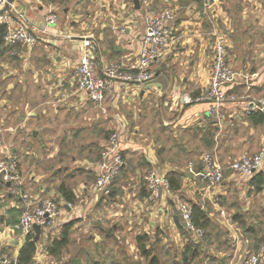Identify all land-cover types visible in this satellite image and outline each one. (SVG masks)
Listing matches in <instances>:
<instances>
[{
	"label": "crops",
	"instance_id": "0c3cea01",
	"mask_svg": "<svg viewBox=\"0 0 264 264\" xmlns=\"http://www.w3.org/2000/svg\"><path fill=\"white\" fill-rule=\"evenodd\" d=\"M203 3V0H149L146 3L138 0L137 3L134 0H13V15L23 16L25 25L37 41L33 46L0 44V134H4V140L1 135L0 158L5 154L14 155L24 189L36 199L55 200L60 207L54 230L52 227L33 229L37 233V242L32 264H58V260H65L66 255L82 263L80 256L86 255L81 249L84 250L86 244L96 243L99 233L103 234V239L107 235L115 245L121 241L129 243L114 222L122 216L127 217L129 210L143 224V231L132 237L137 251L136 236L146 234L147 243L159 244L156 235L162 237L161 233H164L168 236L166 229L170 232L175 228L178 237L182 221L172 196L161 193L154 200L143 183V175L151 169L153 158L166 166V178L170 172L179 176L180 188L170 189L169 193L187 188L180 198L190 207L201 210L214 228L218 226L213 217L218 219L224 214L225 205L230 209L229 219L234 224L237 223L236 214L248 212L247 208L229 201L227 191L216 192L215 188H210L213 196L200 203L188 186L195 184L206 190L211 186L200 176V158L209 149L217 148L218 134L223 144L220 155L213 159L222 166L239 158L250 146L240 134L241 121L249 132L264 129V118L260 114L244 113L248 99H264V2L208 0L207 7ZM146 10L172 14L167 23L170 41L163 52V60L167 63L160 58L151 65L154 73L151 83L119 84L103 102L104 115L77 89L73 77L75 68L70 65L79 61L86 49L84 41L91 43L90 50L99 68L105 63L125 65V61L127 66L133 65L137 56L132 53L141 48ZM50 12L56 15V22L47 25L45 18ZM79 37L83 39H77ZM216 37L223 39L226 61L238 74L226 87L227 94L234 97L228 103L233 104L236 116L225 115L228 123L223 132L221 121L207 115V104L196 100L209 85L208 67L212 65L210 57ZM66 44H70L71 51L67 50ZM77 45L81 47L77 49ZM178 50L195 58L187 59L186 64L177 61ZM197 51L202 54L197 56ZM66 63L69 66L60 72L58 66ZM181 71L187 74L179 75ZM193 71L195 81L190 79ZM177 75L181 86L186 90L192 87V99L188 103L177 104V97L170 95L176 87L174 77ZM157 88L160 90L159 106L168 110L169 119H163L161 112L149 111L150 98ZM110 96L112 99H108ZM132 97L140 102L144 111L135 112V119L125 124V132H121L117 120L119 108ZM226 108L227 104H224L222 110ZM200 117L205 119V124H201ZM112 132L118 133L124 166L113 183L111 195L104 197L93 192L91 186L100 152ZM225 133L229 139L224 138ZM240 144L244 145L242 149L238 147ZM234 148L238 150L232 151ZM252 151L253 154L258 152L255 147ZM182 158L197 163L190 169L170 166L171 162ZM223 168L224 179L216 186L230 190L240 179L247 197L252 196V180L256 173L264 175V167L247 177ZM77 188H80L79 192ZM63 192L71 194L72 201H66ZM88 201H92L91 208L83 211ZM20 209L10 185L0 183V251L14 258L18 257L24 244L17 232L10 231L18 221ZM132 219L124 220L122 230L131 231ZM154 219L157 222L149 231V223ZM125 224L129 228L126 229ZM65 229L68 234L65 247L71 242L75 247L73 252L66 253L64 247L56 256L50 255L49 247L60 240ZM6 236L16 239L9 244L5 242ZM95 243L92 252L86 250L90 264L98 261L92 258L98 249ZM153 255L157 257V254ZM131 256L136 261L143 259L139 252ZM118 258L123 262L121 257Z\"/></svg>",
	"mask_w": 264,
	"mask_h": 264
},
{
	"label": "built area",
	"instance_id": "2783aa9c",
	"mask_svg": "<svg viewBox=\"0 0 264 264\" xmlns=\"http://www.w3.org/2000/svg\"><path fill=\"white\" fill-rule=\"evenodd\" d=\"M138 1L141 3H146L149 0ZM203 1L204 7H207L208 0ZM6 4H8V0H6V2H4V0H0V5H2L0 6V10ZM8 5V10L0 14V24L5 25L3 42L7 46L14 47L19 44L33 46L37 41L36 37L25 25L24 18L21 14H17L16 16L13 15L11 11V9L13 8L12 3ZM171 19L172 14L169 11L152 13L149 10H146L145 12V31L141 38V50L147 54H150L154 50L158 53L157 55L152 57V61L143 69V75L146 76L147 79H137V77L141 75L140 68L133 67L132 65L125 66L124 64H121L119 62L110 63L109 65L117 63L120 64V72L122 73V75H107L104 71V66H101L99 68L95 57L91 52L92 50H90L92 48L91 43L89 41H84V46L86 47V49H84L81 55L84 53L88 54L84 55V59L82 61H80L79 58V63L75 67L73 76L77 89L83 92L90 100V102H92V104L98 106L100 101L104 102L105 98L109 94H111L119 84L143 83L152 80L154 77V73L151 70V65L161 58L159 53L164 52L170 41V31L168 29L167 23ZM45 22L47 25L54 24L56 22V15L51 12L48 13L45 18ZM213 49L215 50L216 54L223 53L222 56H219V63L221 65L217 70L219 75H217L215 80H213L210 74L208 88L200 97L196 98V100L205 102L207 104V115L215 121H220L216 117L217 115L222 114L221 110L224 104L220 105V107L217 108L216 112L214 113L212 110V106L215 103L216 96L215 94L209 96L208 93L212 92L213 87L218 85L220 91H222L223 93V97L227 98V101L230 99L234 100L233 96H229L227 94L226 87L235 80L238 74L229 66L226 61L225 44L221 37L215 38ZM85 65L88 66L87 72L83 71ZM211 67H215L213 61ZM149 73H151V75H149ZM129 75L132 76V79L126 78ZM224 75H229V79L227 81L223 80ZM97 96L100 97V101L97 100ZM255 112L264 114V99H248L245 102L244 113L246 115H249ZM203 156L204 154L201 156V158ZM258 156H260L259 152L254 154L253 158L249 160L247 175H245L243 171H238L237 167H235V165H243V160L240 157L230 162L233 167H227L226 169L241 176H251L255 172L263 169L262 164H264V161H262L261 164H257L256 162V157ZM201 158V178L207 181L210 185H217V176L213 174V170H218L224 177L225 168L219 165L218 162H216V160H214L213 158H211L209 162H204ZM123 164L124 163L121 156L118 133L112 132L107 137L106 147L103 148L100 152V156L97 162L96 176L91 186L92 191L100 196H109L114 179L118 175ZM149 174L150 170L145 172V174L143 175V181L145 189L149 193L150 198L155 200L161 195V193L170 192L169 182L165 176L164 177L168 185L167 189L161 188L159 191H156L152 187V180L155 179V176L152 177V180H149ZM102 181V188L99 191H96V185L101 184ZM221 181H219V183ZM0 182L10 185L11 194L15 198H17L20 203L21 209L19 218L18 221L10 228L11 232H17L20 236L25 238L33 232V226L37 225L40 229L48 228L60 214V207L55 200L36 199L24 189L22 176L18 166V160L14 155L5 154L2 158H0ZM179 215L185 229L193 232L196 237H202L203 231L200 228L195 227L192 223V210L189 205L188 209L184 211L183 214H181V212L179 211ZM24 225H27L26 231L24 229ZM197 229H199L200 231H197ZM253 257L256 258V256H250L246 261L247 264H252ZM5 261H7V264H16V258L9 256L6 252L0 251V264H4ZM256 262L257 258L255 259V263Z\"/></svg>",
	"mask_w": 264,
	"mask_h": 264
},
{
	"label": "clouds",
	"instance_id": "9594fccd",
	"mask_svg": "<svg viewBox=\"0 0 264 264\" xmlns=\"http://www.w3.org/2000/svg\"><path fill=\"white\" fill-rule=\"evenodd\" d=\"M4 2H6V0H4ZM2 6V5H0ZM64 35H67L66 33ZM187 35V33H186ZM131 39V37L129 38ZM146 46V45H145ZM81 46L77 45L76 48L79 49ZM144 47V46H142ZM170 47V46H169ZM195 47V46H193ZM66 48L67 50L71 51L72 48L70 46V44H66ZM88 53H84L80 56V61H82L84 59V55H86ZM157 51H153L150 54L145 53L144 51L141 50V48H137L132 55L133 56H137V60L136 63L134 65H132L133 67H138L141 69V75L137 77V79L143 80V79H147L146 76L143 75V69L152 61V57L157 55ZM165 53H159V55L161 56V61H163L164 63H167V61L163 60V56ZM202 53H200L199 51H197V56L201 55ZM223 53H219L216 54L215 50H212V55L210 57V59L213 61V63L215 64V67H208V73L211 74V78L213 80H215L216 76L219 75L218 73V69L220 68V63H219V56H222ZM195 57H191V56H187L184 53L179 52V50L177 51V56H176V60L177 61H184V63L186 64L187 59H194ZM77 63H79V61L76 62H72L71 63V67L75 68L77 66ZM125 66H127V61L124 62ZM69 66L68 63H66L63 66H58L59 71L63 72L65 70V68H67ZM83 71L87 72L88 71V66L85 65V67L83 68ZM104 71L106 72L107 75H116V76H121L122 73L120 72V64H104ZM187 72L181 71L179 73V75H186ZM149 75H151V73H149ZM179 75L175 76L174 79L177 81L176 87L175 89L171 90L170 95L176 96L177 97V104H184V103H188L191 101V96H190V92L192 90V87L189 86L188 89L186 90L183 86H181L179 84ZM127 79H132V76L129 75L126 77ZM190 79L192 80H196V73L195 71H193ZM229 79V75H224L223 76V80L227 81ZM163 82V81H161ZM198 86V84L196 85ZM159 88H157L154 92L152 97L150 98V103H151V108L149 109V111L155 113V112H161L162 113V118L163 119H169V113L167 109H162L159 106ZM206 91V89H205ZM213 94H215L216 99H215V103L212 106V110L215 113L216 109L220 107V105L222 104H227V108L222 110L221 115H217V119L221 121V131H224V125H226L228 122L224 119L225 115H232V116H236V109L234 108L233 104L228 103L227 98L223 97V93L222 91H220L219 86H215L213 87L212 92L208 93L209 96H212ZM118 95V94H117ZM108 99H112V97L110 96ZM97 100L100 101V97L97 96ZM104 103L103 101H100V103L98 104V108L100 110V112L104 115H106V113H103V108H104ZM143 109L140 107V102L137 101L134 97L131 98V100H126L122 105H120L119 108V113L117 115V120L119 121V127H120V131L121 132H125V128L124 125L128 124L129 122L133 121L135 119L134 113L135 112H141L143 113ZM172 116L175 115V113L171 114ZM197 116H199V112L197 111L196 113ZM125 116L128 117L127 120H125ZM159 119V118H157ZM200 122L201 124H205L206 121L203 117H200ZM240 134L245 137V141L247 143H249V147L247 149L246 152H242L240 155V158L243 160V165H235V167H237L238 171H243L245 173V175H247V168L249 166V160L253 158V147H255L256 151H258L260 153V156L256 157V162L257 164H261L262 161H264V129L261 130H252L251 132L248 131V129L246 127L243 126V121H241V132ZM218 134V139H217V148H211L209 149L207 152H205L204 156L201 158L204 162H209L211 158L219 156L220 152L219 149L222 146L223 142L222 140L219 138ZM225 139H229V136L227 133H225L224 136ZM173 143H175V141H173ZM189 146H193L191 144V142L189 143ZM239 149H242L244 147L243 144H240ZM169 148H172V145H169ZM173 151H175V149H172ZM198 151L202 150V149H197ZM238 149L234 148L232 149V151H237ZM225 154H227L225 152ZM231 160V157H229V161ZM197 161L195 160H191L188 158H182L178 161L175 162H171L170 166L173 167H181L184 169H190L193 167L194 164H196ZM110 166V165H109ZM262 166H264V164H262ZM222 167H233V165H231L230 163L228 165H222ZM166 170V166L164 164H162L160 161H157L155 158H153V163H152V167L150 169V174L148 176L149 180H152V177L155 176V179L152 180V187L156 190L159 191L161 188L167 189L168 185L166 183L165 177H164V172ZM213 174L217 176V184L219 183V181H221L223 179V176L220 174V172L218 170H213ZM133 180H135V177H133ZM102 184H98L96 185V191H99L102 188ZM188 187H190L191 192L194 193L196 195V199L198 202L203 203L204 200L207 199H211V197L213 196V192L210 190V188H215L216 192H221V191H227V198L229 201H233L236 202L239 207L241 208H247L248 213H251L253 211H259L260 209V205L252 198H249L247 196L244 195L245 189L244 187L241 186L240 183V179H237V183L234 186L230 187V190H228L227 188L222 189L220 187H217L216 184H213L211 186H209V189L206 190L205 188H203L202 186H197L195 184H190ZM80 188H83V185L80 186ZM80 188H77L76 190L79 192ZM187 191V188L182 190V192ZM182 192H172V193H166L168 195H171L173 200L175 201V210L180 211L181 214H183L184 211H186L188 209V205L185 204L183 202V200L180 198L182 195ZM264 199V198H262ZM83 203V201H81ZM91 203L92 201H88L86 204V207L83 209V211H88V209L91 208ZM223 211H228L230 214V209L228 208L227 205H225V208L222 209ZM128 217H133L132 221H131V225H132V229L131 231L128 233V235H133L136 232H140L143 231V224L140 223L139 217H135L134 213L132 212V210H129L127 217L122 216L120 217V222L123 223V221L125 219H127ZM157 221L154 219L153 221H151L149 223L148 229L149 231L152 230V225L154 223H156ZM57 223V221H53L52 225H50V227L55 228V224ZM138 225V226H137ZM124 227L127 229L129 228V225L125 224ZM190 228V226H189ZM24 229L25 231L27 230V225H24ZM186 231V236L181 238L180 242H183L185 239H192V238H197V239H201L202 237H195V234L191 231H188L187 229ZM197 231H200L199 229H197ZM166 234L168 235V242H165V244L163 245L164 247L170 246V243L175 237H176V230L175 228H173L170 232L166 229ZM238 237L240 236L239 233L236 234ZM12 239H16V237H5V242L6 243H11ZM241 242L243 243V238L240 237ZM95 243V241L93 242ZM255 257H253L252 259V264H255ZM4 264H7V261L4 262ZM59 264H63L62 261L59 262Z\"/></svg>",
	"mask_w": 264,
	"mask_h": 264
},
{
	"label": "rangeland",
	"instance_id": "374dc122",
	"mask_svg": "<svg viewBox=\"0 0 264 264\" xmlns=\"http://www.w3.org/2000/svg\"><path fill=\"white\" fill-rule=\"evenodd\" d=\"M1 135L4 140V134H0V138L2 139ZM254 189L255 187L253 186L252 196H249V198L254 199L260 205V209L258 212L239 213L243 216L242 221H238L234 224L229 219L230 214L228 211H225L224 214H220L221 216H219L218 219L213 217L218 227L214 228V226L210 224L203 228L197 227L203 231L202 240L192 238L180 242L181 238L186 236L185 229H181L180 235L169 242L170 246H163L165 242H168V236L164 233H161L162 237H159L158 234L156 235L159 238V244H150L148 242L146 246L152 253L157 254L160 264H174L175 262L182 264L181 254L185 246L189 244H191V246L192 244H199L196 258H193L189 264H247L246 261L250 256H256L257 262L255 264H264V199H262L264 198V193L263 189L259 192ZM253 192H255V194H253ZM238 210L241 212L240 208ZM114 222L118 224V229H120L119 232L122 231L123 239H129V243L128 241L127 243L121 241L119 244L115 245L107 235H105L103 239V234L99 233V238L95 243L98 249L95 252V256L92 258H96L98 260L97 263L100 264H147L148 261L145 258H141L139 261L132 258L131 255L138 254V251L132 239L134 234L129 236V231L122 230L121 228V224H124V221L123 223H121L120 220ZM245 226L252 228V235H248V233L244 232ZM237 233L240 234L239 237L236 235ZM107 234L110 235V233ZM117 234L120 238V233ZM20 237L23 238L22 236ZM240 237L243 238V243ZM85 247L84 250L81 249L83 254L86 255V257L80 256L82 263H77L72 260V257L66 255V259L58 260V264L60 261H62L63 264H90L87 259L89 258V254L86 250L92 252L94 250V243L92 245L86 244ZM74 248L75 247L70 242L65 247V251L71 254ZM219 252H224L225 255ZM118 257H121L123 262L119 261ZM189 258L188 253V259ZM59 259H62L61 256Z\"/></svg>",
	"mask_w": 264,
	"mask_h": 264
},
{
	"label": "trees",
	"instance_id": "16d2710c",
	"mask_svg": "<svg viewBox=\"0 0 264 264\" xmlns=\"http://www.w3.org/2000/svg\"><path fill=\"white\" fill-rule=\"evenodd\" d=\"M4 31H5V25L0 24V44L4 43L3 42ZM252 114L253 115L254 114H260L262 116V118H264V114H261L258 112H255ZM252 114H249V115H252ZM121 156H122V154H121ZM122 159H124L123 156H122ZM123 163H124V160H123ZM123 166L121 167L120 171L122 170ZM263 176L264 175L262 172H258V173H256V175L254 176V178L252 180L253 181L252 183L254 184L255 190L258 192L261 191V189L263 187V183H264V177ZM167 177H168L167 179L169 182L170 189L171 190H178L180 188V179H179L178 174L175 172H170L167 174ZM115 179H114V181H115ZM0 183H2V182H0ZM143 183H144V181H143ZM63 195H64L66 201H72L73 197L71 196V194L63 192ZM110 195H111V193H110ZM191 210H192L191 220H192V223L194 224L195 227L203 228V227H206L207 225H209L206 216L204 215V213L201 210H199L196 207H194V208L191 207ZM234 219L237 222L242 221V216L239 214H236ZM180 229H182V230L185 229L183 224L180 225ZM252 231H253L252 228L247 227V226L244 227V232L248 233V235H252ZM67 240H68V234H67V229H65V230H63V233H62L60 240L54 241L52 243V245L49 247L50 255L56 256L60 252V250L65 247ZM135 241H136V246H137L139 254L148 261L147 264H160L158 258L155 255H153L152 251L146 246V243L148 241V237L146 234L136 236ZM36 242H37V233L36 232L30 233L28 236H26L24 238V244L19 251L18 257L16 258V261L19 264H32V258H33V255L35 253ZM198 246H199V244H192V246H191V244H189L188 246H185L184 251L181 254V261L183 262V263L181 262L182 264H189V263H191V260H193V258H196L197 253H198V251H197ZM188 253H189V257H190L189 259H188ZM96 264H98V263H96ZM174 264H180V263L175 262Z\"/></svg>",
	"mask_w": 264,
	"mask_h": 264
},
{
	"label": "water",
	"instance_id": "95a60500",
	"mask_svg": "<svg viewBox=\"0 0 264 264\" xmlns=\"http://www.w3.org/2000/svg\"><path fill=\"white\" fill-rule=\"evenodd\" d=\"M135 1V3H137V0H134ZM11 3H13V0H8V4H11ZM8 4H6L1 10H0V14H2L4 11H7L8 10V7H9V5ZM138 6V5H137ZM77 39H83V38H77ZM151 81L152 80H150V81H148V82H146V83H151ZM33 229L35 230V231H38L40 228H39V226H37V225H35V226H33ZM16 264H19V263H16Z\"/></svg>",
	"mask_w": 264,
	"mask_h": 264
}]
</instances>
